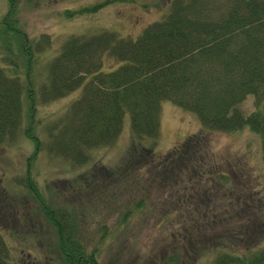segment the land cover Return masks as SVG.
Instances as JSON below:
<instances>
[{
    "label": "trees",
    "instance_id": "16d2710c",
    "mask_svg": "<svg viewBox=\"0 0 264 264\" xmlns=\"http://www.w3.org/2000/svg\"><path fill=\"white\" fill-rule=\"evenodd\" d=\"M9 1L8 19L2 16L0 20L4 24L0 46L6 50L5 54L0 51L4 61L0 62V140L13 135L19 125L24 94L31 102L48 100L80 86V93L64 112L46 125L44 141L32 128L27 135L35 143L34 152L45 147L49 154L81 163L93 147L116 138L128 112L129 144L116 166H103V173L93 170L85 176L87 186H97L87 204L95 202L101 196L98 189L103 188V217L118 214L114 222L119 227L140 219L142 212L148 216L149 211L158 210L174 246L162 254L158 264H180L178 254L193 262L213 247L210 241L233 235L232 230L225 236L215 233L222 220L217 217L220 211L212 210L215 202L210 192L215 190L200 181L209 159L204 153V135L189 133L159 156L142 139L158 135L160 100L169 98L195 111L205 129L233 131L247 125L259 135L264 163V0H170L167 10L135 37L107 29L69 34L48 60L46 77L37 87L31 83L30 69L34 43L11 26L16 12L13 15L14 0ZM104 52L118 60L112 68H102ZM22 55L30 63L24 83L19 77L18 57ZM247 93L252 94L255 106L245 113L239 102ZM220 174L214 178L225 185L226 175ZM26 184L55 228L64 264H101L98 245L86 247V237L79 231L86 205L78 209L66 203L51 205L28 177ZM154 190L161 195L155 201ZM8 197L0 189V227L11 233L16 229H11L13 225L35 228L37 220L26 217V203ZM108 236L103 220L98 239ZM235 247H213L212 264H264V244ZM9 248L0 229V264H8Z\"/></svg>",
    "mask_w": 264,
    "mask_h": 264
},
{
    "label": "rangeland",
    "instance_id": "374dc122",
    "mask_svg": "<svg viewBox=\"0 0 264 264\" xmlns=\"http://www.w3.org/2000/svg\"><path fill=\"white\" fill-rule=\"evenodd\" d=\"M104 1L14 0L13 15L16 12V19L11 26L20 29L34 43L32 51L35 59L30 67L31 83L37 87L46 77L48 60L58 51L67 35L90 34L107 29L118 35L135 37L146 24L158 19L170 2ZM98 2L103 4L94 9H84V6L87 8ZM9 6V0H0V20L2 16L5 20L8 19L6 12ZM1 26L4 24L0 23ZM1 47L0 51L3 50L2 53L5 54L6 50ZM107 54L104 52L102 57L104 69L112 68L118 63L117 59ZM18 58L21 64L19 77L24 83L25 71H29V58L25 55ZM80 90L78 86L62 96L32 102L24 94L19 125L13 135L0 140V189L8 198L26 203V217L32 222L33 219L37 220L35 228L25 224L11 225L12 230L16 228L13 233L5 226L0 227L10 247L8 264H64L58 252L55 228L43 214L34 192L27 186V177L51 205L66 203L75 209L86 205L82 230L79 231L86 237V247L98 245L97 256L101 264H158L162 254L173 246L165 234L168 227L157 214L158 210L149 211L148 216H145L146 212H142L140 219L133 218L129 225L119 227L114 222L118 214L103 217V188L98 189L101 190V196L95 202L87 204L88 198L97 190L93 188L97 186H87L85 176L90 175L93 170L103 173V166H116L123 156L124 148L129 144L128 112L123 115L116 138L111 143L93 147L89 158L84 162L76 163L62 155L49 154L45 147L34 152L35 143L27 135V129L32 128L44 141L47 136L46 125L55 122ZM239 106L245 113L254 109L252 94L247 93ZM196 132L204 135V153L209 158L205 162L206 172L200 181L211 188V191L215 190L210 192L215 202V209L212 210L220 211L217 212V217L222 218L215 227V233L225 236L226 232L232 230L233 234H228L227 239L209 243L214 248L223 249H229L231 245L244 249L246 245L255 247L264 244V163L258 133L247 125L233 131L205 129L195 111L180 106L169 98H162L158 135L155 138L144 137L142 141L159 156L170 151L189 133ZM32 154L34 155L31 156ZM220 171L226 175L225 185L214 178L221 175ZM152 194L154 201L161 196L156 190ZM150 207L151 205L148 208ZM103 220L107 224L109 236L105 240H99V227L103 226ZM167 224L170 226L171 221ZM132 231L134 234H131ZM124 236L127 239L119 242ZM117 238L119 239L116 240ZM213 247L193 262L184 260V255L178 254L180 264H212V256L216 253L212 250ZM46 257L48 262L45 261Z\"/></svg>",
    "mask_w": 264,
    "mask_h": 264
}]
</instances>
